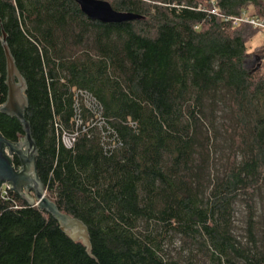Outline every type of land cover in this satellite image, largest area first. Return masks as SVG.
I'll use <instances>...</instances> for the list:
<instances>
[{
  "label": "trees",
  "instance_id": "16d2710c",
  "mask_svg": "<svg viewBox=\"0 0 264 264\" xmlns=\"http://www.w3.org/2000/svg\"><path fill=\"white\" fill-rule=\"evenodd\" d=\"M106 1L143 19L92 20L75 0H0V104L4 30L28 85L38 177L92 244L89 254L8 190L0 264H264V54L251 66L258 30L224 19L264 16V0H215L223 18L211 0ZM0 133L25 136L2 113Z\"/></svg>",
  "mask_w": 264,
  "mask_h": 264
},
{
  "label": "water",
  "instance_id": "95a60500",
  "mask_svg": "<svg viewBox=\"0 0 264 264\" xmlns=\"http://www.w3.org/2000/svg\"><path fill=\"white\" fill-rule=\"evenodd\" d=\"M75 1L90 19L103 23H121L143 19V16L132 12L115 10L106 0ZM2 33V46L7 62L8 98L4 104L0 105V113L16 117L23 125L25 136L19 142H12L0 133V191L2 185L6 184L9 190L16 192L29 204L49 212L59 222L61 229L73 240L81 241L87 252L91 254L92 244L87 225L81 220L63 213L57 204L47 196L45 187L38 177L36 167L38 147L32 136L31 125L25 115L29 106L28 85L12 55L7 42V34L4 30ZM13 157L19 160L20 167L14 165Z\"/></svg>",
  "mask_w": 264,
  "mask_h": 264
},
{
  "label": "built area",
  "instance_id": "2783aa9c",
  "mask_svg": "<svg viewBox=\"0 0 264 264\" xmlns=\"http://www.w3.org/2000/svg\"><path fill=\"white\" fill-rule=\"evenodd\" d=\"M210 11L212 14H215L220 17H224L222 15L219 7L216 4L215 0H211V8ZM226 21H230L232 26L238 27L244 24L252 26L254 29L258 30V32L264 33V16L252 15L249 11H243L240 15L230 16L224 18ZM84 94V92H81ZM2 105V104H0ZM63 143L66 147L71 148L76 140V134H63L62 136ZM8 187L6 184L2 185L0 195L3 197L7 194Z\"/></svg>",
  "mask_w": 264,
  "mask_h": 264
},
{
  "label": "rangeland",
  "instance_id": "374dc122",
  "mask_svg": "<svg viewBox=\"0 0 264 264\" xmlns=\"http://www.w3.org/2000/svg\"><path fill=\"white\" fill-rule=\"evenodd\" d=\"M248 52L253 56L249 59V64L258 63V57L264 54V33L258 32L257 35L248 43Z\"/></svg>",
  "mask_w": 264,
  "mask_h": 264
}]
</instances>
